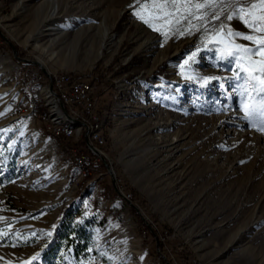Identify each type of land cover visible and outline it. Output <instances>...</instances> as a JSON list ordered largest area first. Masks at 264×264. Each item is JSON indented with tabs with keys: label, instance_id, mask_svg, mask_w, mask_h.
Segmentation results:
<instances>
[{
	"label": "rangeland",
	"instance_id": "1",
	"mask_svg": "<svg viewBox=\"0 0 264 264\" xmlns=\"http://www.w3.org/2000/svg\"><path fill=\"white\" fill-rule=\"evenodd\" d=\"M135 3L0 0V113L11 108L0 130L12 129L0 132V228L8 229L0 264L36 252L39 264H68L65 254L74 262L97 249L116 264H264V134L241 119L234 65L204 51L194 70L219 79L186 80L180 65L198 34L165 42L136 18ZM66 76L92 90L103 138L96 145L87 130L63 138L43 121L60 129L51 115L59 109L74 123L54 92ZM95 149L100 159L88 175L74 156L95 157ZM53 224L48 248L35 237L25 246L23 237Z\"/></svg>",
	"mask_w": 264,
	"mask_h": 264
},
{
	"label": "snow or ice",
	"instance_id": "2",
	"mask_svg": "<svg viewBox=\"0 0 264 264\" xmlns=\"http://www.w3.org/2000/svg\"><path fill=\"white\" fill-rule=\"evenodd\" d=\"M133 14L151 30L164 37L165 42L175 37L197 35L199 45L196 51L180 65V74L186 80L201 81L208 85L218 77H201L196 73L193 64L201 52L214 53V59L234 65L231 80L239 98V111L248 126L258 133L264 134V0H136ZM235 23L242 24L248 31H241ZM246 41L247 43H242ZM3 99V97H0ZM11 108L6 109L4 116ZM12 129L0 132L7 134ZM23 135V132L20 133ZM12 144L9 145L11 149ZM3 219V218H0ZM82 223V221H81ZM7 228H0V233L7 235ZM58 226L53 224L51 230L39 234L33 232L23 237L25 246L30 237L32 243L45 239L48 248L55 242ZM20 237L17 231L14 234ZM99 235L97 236V242ZM126 243V241H125ZM0 246H7L0 244ZM12 246H16L13 242ZM89 252L93 249L89 248ZM99 256L85 257L83 260L65 254L68 264H96L106 258L108 264H116V258L105 251L97 249ZM42 253L36 252L23 264H39Z\"/></svg>",
	"mask_w": 264,
	"mask_h": 264
},
{
	"label": "built area",
	"instance_id": "3",
	"mask_svg": "<svg viewBox=\"0 0 264 264\" xmlns=\"http://www.w3.org/2000/svg\"><path fill=\"white\" fill-rule=\"evenodd\" d=\"M49 80H51V78ZM64 87H72L73 96H64ZM54 92L59 95L60 100L64 103L65 108H70V111H67L72 115V117H75L76 119L81 120L82 122H86L88 124L89 131V124L92 122V120L98 119V117L95 113V104L91 99L92 90L90 87L86 86V81L75 80L71 76H66V79L60 81V91ZM31 113L32 112H26V114ZM43 121L44 123L49 125L50 129L52 130V133L56 132V135L59 137L69 138L67 132L57 129L55 126L50 124L44 117ZM77 158L79 160L87 161H92V159H96L95 157L85 154L75 155L74 160L77 161ZM77 163H79V161H77Z\"/></svg>",
	"mask_w": 264,
	"mask_h": 264
},
{
	"label": "bare ground",
	"instance_id": "4",
	"mask_svg": "<svg viewBox=\"0 0 264 264\" xmlns=\"http://www.w3.org/2000/svg\"><path fill=\"white\" fill-rule=\"evenodd\" d=\"M49 30H54V28L52 29H49ZM107 32V31H106ZM37 64H39V66L43 67L45 66L43 62L39 61L37 62ZM52 80V78H51ZM59 84H60V81H59ZM54 86V85H53ZM87 87H90L88 85H86ZM50 90V89H49ZM51 92V93H50ZM49 92V98H51V102L54 103V97L53 96H56L57 97V94L54 93L52 90H50ZM72 96H73V88H72ZM59 97V95H58ZM58 102H59V105H61V107L63 108L66 116L69 118V120H71L72 122L74 123H67V120H63V116L60 114V110L57 109L56 111L58 112H55V110L53 112H51V115L53 116L52 118V121L59 124V128L60 130L62 131H65L67 132V134L69 135V137L73 136L74 134H80L81 132H83L84 130H87L88 131V124L86 122H79L77 119L71 117L68 113H66V109H65V106H64V103L60 100V97L58 99ZM68 114V115H67ZM54 116H56L54 118ZM196 119V118H195ZM75 120H77L78 124H76ZM48 121V120H47ZM81 121V120H80ZM98 124H100V119H94L90 124H89V131H88V135H87V138H89V141H91V143H93V145H96L95 143L99 142V140L101 139V135L99 134V132L96 131V127L98 126ZM173 124V123H172ZM166 126V125H165ZM169 125H167L168 127ZM56 127V126H55ZM100 127V126H99ZM170 127V126H169ZM57 128V127H56ZM87 131H85L87 133ZM236 132V131H235ZM98 134V135H97ZM214 134V133H213ZM210 138V137H209ZM166 139V138H165ZM181 140L183 139H180L179 137L176 138L175 142L174 143H170V144H173L172 146L176 145L177 143H179ZM255 140L257 142H259V140L257 138H255ZM102 141V140H101ZM221 142V141H220ZM220 142H218L220 144ZM167 144V143H166ZM92 145V144H90ZM169 146V145H168ZM51 147V146H50ZM215 147V146H214ZM170 149V148H169ZM172 149H175V146L172 148ZM96 149H95V153L93 152L94 156L96 157V159H100V156L96 153ZM171 151V150H170ZM211 151H213L212 149L209 151V153H211ZM89 156H91V154H89ZM245 158V157H244ZM80 163H78L80 165V170L81 172H86L88 173V175H90V172L91 170H93L94 166L97 165V162L95 161V159H92V161H87V160H80L79 161ZM77 163V162H76ZM252 176H251V179L249 181H253L252 180ZM253 184V183H252ZM250 185L248 187V190L249 192H252V186L253 185ZM242 190V187H240V190H237L235 191V194L234 195H239L240 192ZM249 195V194H248ZM245 197H248V196H245Z\"/></svg>",
	"mask_w": 264,
	"mask_h": 264
},
{
	"label": "trees",
	"instance_id": "5",
	"mask_svg": "<svg viewBox=\"0 0 264 264\" xmlns=\"http://www.w3.org/2000/svg\"><path fill=\"white\" fill-rule=\"evenodd\" d=\"M66 236H67V239L70 238L71 233L67 232ZM79 246H81V250H78V249L76 250L77 256H79L81 253L83 254L85 251H87V248H88V245H85V244L79 245Z\"/></svg>",
	"mask_w": 264,
	"mask_h": 264
},
{
	"label": "water",
	"instance_id": "6",
	"mask_svg": "<svg viewBox=\"0 0 264 264\" xmlns=\"http://www.w3.org/2000/svg\"><path fill=\"white\" fill-rule=\"evenodd\" d=\"M15 51V50H14ZM49 89L50 90H53V82L52 81H50V83H49ZM67 113V112H66ZM68 115V114H67ZM75 122H77V120H75Z\"/></svg>",
	"mask_w": 264,
	"mask_h": 264
}]
</instances>
